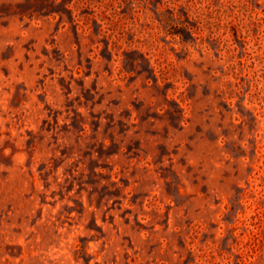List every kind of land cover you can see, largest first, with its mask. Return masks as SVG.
Listing matches in <instances>:
<instances>
[{"label":"rangeland","instance_id":"obj_1","mask_svg":"<svg viewBox=\"0 0 264 264\" xmlns=\"http://www.w3.org/2000/svg\"><path fill=\"white\" fill-rule=\"evenodd\" d=\"M0 264H264V0H0Z\"/></svg>","mask_w":264,"mask_h":264}]
</instances>
